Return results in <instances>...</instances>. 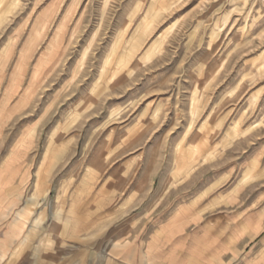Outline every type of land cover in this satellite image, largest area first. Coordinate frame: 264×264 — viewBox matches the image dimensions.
Here are the masks:
<instances>
[{
  "label": "rangeland",
  "instance_id": "rangeland-1",
  "mask_svg": "<svg viewBox=\"0 0 264 264\" xmlns=\"http://www.w3.org/2000/svg\"><path fill=\"white\" fill-rule=\"evenodd\" d=\"M187 205L221 236L264 210V0H0L6 264L99 260Z\"/></svg>",
  "mask_w": 264,
  "mask_h": 264
},
{
  "label": "crops",
  "instance_id": "crops-1",
  "mask_svg": "<svg viewBox=\"0 0 264 264\" xmlns=\"http://www.w3.org/2000/svg\"><path fill=\"white\" fill-rule=\"evenodd\" d=\"M176 209L168 223L148 229L144 238L140 235L129 243H115L99 260L92 258V250H85L83 259L75 258L70 264H264V234L257 230L264 226V210L246 214L236 227L233 220L226 219L229 233L221 236L220 230H214L212 218L198 220L200 214L188 205ZM24 218L19 217L18 223H23ZM4 233H0L2 240ZM26 233L25 228L19 240ZM2 245L5 247L0 249V264H6L14 243L3 241Z\"/></svg>",
  "mask_w": 264,
  "mask_h": 264
},
{
  "label": "bare ground",
  "instance_id": "bare-ground-1",
  "mask_svg": "<svg viewBox=\"0 0 264 264\" xmlns=\"http://www.w3.org/2000/svg\"><path fill=\"white\" fill-rule=\"evenodd\" d=\"M53 48V47H52ZM54 49V48H53ZM40 75V74H39ZM29 135V134H28Z\"/></svg>",
  "mask_w": 264,
  "mask_h": 264
}]
</instances>
